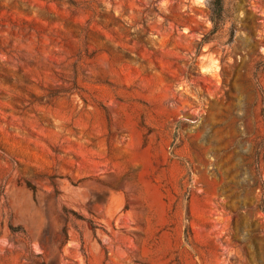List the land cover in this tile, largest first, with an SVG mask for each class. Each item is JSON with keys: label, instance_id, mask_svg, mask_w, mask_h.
Returning a JSON list of instances; mask_svg holds the SVG:
<instances>
[{"label": "rangeland", "instance_id": "374dc122", "mask_svg": "<svg viewBox=\"0 0 264 264\" xmlns=\"http://www.w3.org/2000/svg\"><path fill=\"white\" fill-rule=\"evenodd\" d=\"M224 16L0 0V264H264V0Z\"/></svg>", "mask_w": 264, "mask_h": 264}, {"label": "trees", "instance_id": "16d2710c", "mask_svg": "<svg viewBox=\"0 0 264 264\" xmlns=\"http://www.w3.org/2000/svg\"><path fill=\"white\" fill-rule=\"evenodd\" d=\"M205 5L206 8L208 10V18L209 21L211 22V28L208 31L207 34L203 35V37L199 40L198 42V46L202 45L204 42H208L211 37H209V35L213 34L214 32H216L218 29H220L222 27V25L224 24L225 21V16H224V0H205ZM233 33L234 30L232 29V27H230V32H229V38L228 41L230 42L232 40L233 37ZM264 113V110H263ZM32 191H34V188L28 184L27 185ZM62 213L65 217H69L70 215H75V213L69 209H67L66 207H62ZM79 218L81 220H85L83 217H76ZM87 222L89 223V226L91 228L92 231L95 230L94 225H92L91 221L87 220ZM9 230L11 232H16L18 230H22L21 227L19 226H13V225H9Z\"/></svg>", "mask_w": 264, "mask_h": 264}]
</instances>
